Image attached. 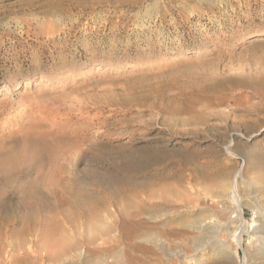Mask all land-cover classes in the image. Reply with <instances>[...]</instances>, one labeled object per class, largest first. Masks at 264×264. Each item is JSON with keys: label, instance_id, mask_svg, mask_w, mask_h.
<instances>
[{"label": "rangeland", "instance_id": "374dc122", "mask_svg": "<svg viewBox=\"0 0 264 264\" xmlns=\"http://www.w3.org/2000/svg\"><path fill=\"white\" fill-rule=\"evenodd\" d=\"M261 220L264 0H0V264H264Z\"/></svg>", "mask_w": 264, "mask_h": 264}, {"label": "bare ground", "instance_id": "6f19581e", "mask_svg": "<svg viewBox=\"0 0 264 264\" xmlns=\"http://www.w3.org/2000/svg\"><path fill=\"white\" fill-rule=\"evenodd\" d=\"M231 198H232V201L234 203V212H235V215H233V217H236L238 218V221H240V225H239V231L236 233L237 237H236V240H237V243L239 246H243V238H242V232L244 230V219H243V215H242V212H241V209L239 207L240 203H239V200H240V196L237 192V186H236V183L232 186L231 188ZM212 208V207H211ZM219 210V209H218ZM69 213V212H68ZM205 218H202L200 217V219L197 221H195L194 223H196L195 225L193 224V227H196L198 230H199V238H195L196 241L198 243H201L202 241H204L203 239H205V236L208 234L207 231H208V224H205ZM230 218V217H229ZM261 218V217H260ZM99 219V218H98ZM197 219V218H196ZM223 221V220H222ZM222 221L220 223H222ZM73 222V221H72ZM219 222V221H218ZM261 223L259 224V226H257V228H255L256 230L253 232L254 235H256L255 237V245H254V248L252 251L253 252V258H264V221L261 220L260 221ZM192 223V222H191ZM230 223V220L229 221H226L223 223V225H228ZM191 225V224H190ZM217 225V224H216ZM219 225V224H218ZM222 225V226H223ZM219 227V226H218ZM228 227V226H227ZM231 227V226H230ZM229 227V228H230ZM220 228H221V224H220ZM226 229V228H225ZM118 230V229H117ZM121 233V232H120ZM176 232H173V230H165L162 234L163 235H166V234H171L172 236H174ZM162 235V236H163ZM162 236L161 235H155V234H147L145 235L143 238L148 241V242H153L155 243L161 250V252H164L166 255H168L169 258H173L175 255H176V251H174V249L172 247H166L164 246V242L162 240ZM251 236V235H250ZM207 237V236H206ZM92 238V237H91ZM112 238V237H111ZM175 238V237H174ZM105 239V238H104ZM212 243V242H211ZM97 244V243H96ZM208 244V243H207ZM209 246V245H208ZM253 246V245H252ZM211 247V246H210ZM215 248V246H214ZM218 248V247H217ZM216 248V249H217ZM220 248V247H219ZM176 249V248H175ZM221 249V248H220ZM225 250V248H224ZM223 250V251H224ZM228 250V249H227ZM146 252H149V250H146ZM178 252V251H177ZM207 252V251H206ZM220 252V251H219ZM179 253V252H178ZM217 253V252H216ZM118 255V254H117ZM203 256L204 253L202 254V257L200 259H203ZM101 257V256H100ZM109 257V256H108ZM167 257V256H166ZM106 258V257H105ZM110 258V257H109ZM114 258V257H112ZM115 259V258H114ZM184 259L186 260V264L189 262L191 263L192 262V257L190 256V254H186L184 255ZM170 260V259H169ZM180 260V258H179ZM103 261V260H102ZM117 261V260H116ZM181 261V260H180ZM193 261H197L196 259L193 260ZM183 263V261H181ZM247 261H245L243 264H246ZM181 263V264H182ZM184 263V264H185ZM13 264V263H12Z\"/></svg>", "mask_w": 264, "mask_h": 264}]
</instances>
